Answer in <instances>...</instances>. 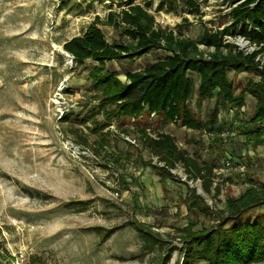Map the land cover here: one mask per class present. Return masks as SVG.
Wrapping results in <instances>:
<instances>
[{"label":"rangeland","instance_id":"obj_1","mask_svg":"<svg viewBox=\"0 0 264 264\" xmlns=\"http://www.w3.org/2000/svg\"><path fill=\"white\" fill-rule=\"evenodd\" d=\"M162 1L158 10L160 0H137L152 4L158 24L194 40L228 26L236 3L195 0L196 16L185 0ZM121 9L107 0H0V264H162L169 253L167 264H181L186 227L209 229L228 197L264 185V125L252 120L257 102L247 91L259 81L253 73H229L235 94L245 97L240 109L194 95L200 130L147 114L103 127L91 78L97 63H74L63 44ZM100 27L108 42L127 41L121 30ZM230 43L252 46L237 35ZM164 56L152 51L104 70L125 80ZM159 134L172 137L200 173L162 161L147 139ZM258 217L264 225V208L249 215ZM136 226L158 246L146 249Z\"/></svg>","mask_w":264,"mask_h":264},{"label":"trees","instance_id":"obj_2","mask_svg":"<svg viewBox=\"0 0 264 264\" xmlns=\"http://www.w3.org/2000/svg\"><path fill=\"white\" fill-rule=\"evenodd\" d=\"M107 1L117 2L122 9L110 11L105 20L96 18L81 35L63 44L74 63L79 65L86 60L97 63L91 78L94 89L102 96L99 108L105 120L103 127L113 118L138 119L147 114L159 117L165 124L179 123L188 130H200L202 124L190 109L194 95L200 101L215 99L225 109H240L245 105L244 95L235 94V84L229 77L231 72L253 73L259 77V81L249 82L247 91L257 102L252 120L264 125V0H225L238 2L230 7L228 26L222 30L205 29L198 40L158 24L149 12L150 2L143 6L136 0ZM159 4L158 10L163 1ZM184 7L189 14L201 16L197 1L185 0ZM183 21L184 25H190L187 18ZM101 25L121 30L127 41L108 42ZM181 26L176 28L181 29ZM226 35L244 37L256 47L255 51L245 54L236 45L224 42ZM152 51H163L165 56L141 70L127 72L125 80L104 70L107 62L134 61ZM147 139L170 167L179 161L200 173L194 160L177 151L169 135L159 134L157 138ZM261 208H264V185L250 184L238 196L228 197L224 208L217 212L214 226L197 232L192 230L193 227L185 228L181 264L262 261L264 225L259 217L258 220L249 218L252 212ZM136 231L146 249L158 246L160 240L153 234L139 226ZM170 255L162 264L169 262Z\"/></svg>","mask_w":264,"mask_h":264},{"label":"built area","instance_id":"obj_3","mask_svg":"<svg viewBox=\"0 0 264 264\" xmlns=\"http://www.w3.org/2000/svg\"><path fill=\"white\" fill-rule=\"evenodd\" d=\"M136 3H138L137 0H136ZM143 3H145V2H143ZM237 3H238V2L234 3L233 5H235V4H237ZM138 4H141V3H138ZM141 5H142V4H141ZM153 5H154V4H153ZM237 39H238V41L241 42V44H243V42L245 43V45L250 44V42H249L248 40H246L244 37H242V36H240V35H237ZM223 40H224V42H228V43L232 42V35H226V36H224V37H223ZM234 45H236V46L239 48V50H242L245 54L252 53V52L255 51V49H256L255 46H251V45H250V46H251L250 49L244 50V49H242L243 47H242L241 45H239V44H234ZM258 59H259V57H258ZM127 140H128L131 144H133V145H136V144H137L136 139L131 140V139L127 138Z\"/></svg>","mask_w":264,"mask_h":264}]
</instances>
